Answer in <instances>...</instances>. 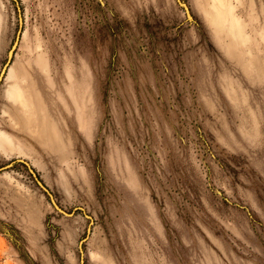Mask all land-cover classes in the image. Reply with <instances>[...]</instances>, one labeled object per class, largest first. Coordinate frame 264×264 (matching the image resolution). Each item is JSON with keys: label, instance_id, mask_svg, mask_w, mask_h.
I'll list each match as a JSON object with an SVG mask.
<instances>
[{"label": "rangeland", "instance_id": "rangeland-1", "mask_svg": "<svg viewBox=\"0 0 264 264\" xmlns=\"http://www.w3.org/2000/svg\"><path fill=\"white\" fill-rule=\"evenodd\" d=\"M181 1L0 0V264H264V0Z\"/></svg>", "mask_w": 264, "mask_h": 264}, {"label": "crops", "instance_id": "crops-1", "mask_svg": "<svg viewBox=\"0 0 264 264\" xmlns=\"http://www.w3.org/2000/svg\"><path fill=\"white\" fill-rule=\"evenodd\" d=\"M9 76H10L9 79H12L13 80L14 76L16 77V74L14 72H12ZM11 77H13V78H11ZM20 91H21V94H22V98H19V97L17 98V96H18V94H19ZM12 95H14V96H12ZM5 96H6L7 101H9L8 102V105L11 106L14 109H18V113L15 114V115H22L23 114L22 113L23 111L20 109L21 108V105L24 108L27 107V106H29V103L27 101V97H26L25 90H24V88L21 85L18 84L17 78L10 85V88H9L8 91H6ZM8 110L12 111L10 108H8ZM6 114H7V112H5V115ZM4 137H7L8 138V141L7 142L6 141L5 142L3 141V138ZM0 143L3 144L2 147L0 148V150H2L4 152H6L7 150H9V151L14 150L13 149L14 148V143H13V140H12L10 134L4 132L3 130H0Z\"/></svg>", "mask_w": 264, "mask_h": 264}, {"label": "water", "instance_id": "water-1", "mask_svg": "<svg viewBox=\"0 0 264 264\" xmlns=\"http://www.w3.org/2000/svg\"><path fill=\"white\" fill-rule=\"evenodd\" d=\"M177 2H178V4H179V6H181L184 10H185V12H186V14H187V18H188V20L189 21H193V16H192V14H191V12H190V10H189V7H188V5L185 3V2H183V1H181V0H177ZM13 54V52L10 54V55H12ZM6 71H7V66L3 69V71H2V74H1V76H0V83L2 82V80H3V78H4V76H5V74H6ZM26 163V162H25ZM26 165L28 166L29 164L28 163H26ZM12 166V164L11 165H8V166H6V168H3V169H7V168H10ZM29 167V166H28ZM2 169V170H3ZM31 172L34 174V176H35V173L33 172V170L31 169ZM38 182V184H39V186L46 192V194H48L49 195V197H50V199L52 200V203L54 204V206L60 211V212H62L63 214H66V215H69L68 213H66L65 211H63L61 208H59L58 207V205L56 204V202L54 201V198H53V196H52V194L49 192V190L40 182V181H37Z\"/></svg>", "mask_w": 264, "mask_h": 264}]
</instances>
